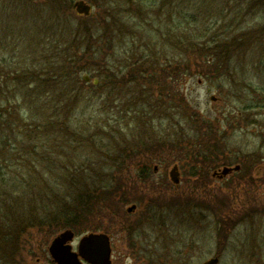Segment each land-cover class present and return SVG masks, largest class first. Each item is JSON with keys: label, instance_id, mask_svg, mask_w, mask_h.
<instances>
[{"label": "rangeland", "instance_id": "rangeland-1", "mask_svg": "<svg viewBox=\"0 0 264 264\" xmlns=\"http://www.w3.org/2000/svg\"><path fill=\"white\" fill-rule=\"evenodd\" d=\"M75 1L74 14L62 22L83 32L94 30L92 49L117 69L116 88L84 84L83 76L92 77L97 69L80 73L81 83L74 86L67 68L56 67L62 66L65 53L71 55L87 42L63 54L51 47L49 2L40 0L46 5L33 19L31 7L15 8L13 1L0 0V58L17 69V76L30 70L40 76L35 85L32 77L27 81L30 87L24 86L26 77H20L25 82L14 92L10 89L13 97L0 93V108L9 106L12 113L3 115L9 118L2 124L11 123L18 148L27 146L23 156L8 152L7 144L0 146V164L5 166L0 190L9 193L0 197V205L3 200L17 206L16 181L34 185L30 203L20 202L14 217L8 219L5 212L6 220L2 218L16 235L4 237L8 245L5 250L0 246V264H55L49 246L72 229L51 217L63 207L58 203L71 202L76 208L77 194L102 190L106 183H122L132 201L120 199L92 214L78 207L86 224L72 229L74 249L83 234L105 232L113 234L114 264H137L138 244L153 263L163 257L166 264H202L221 254L218 264H264V0H85L93 5L89 16L76 12ZM14 13L29 14L30 25L38 24L32 29L37 38H24L21 26L27 21L17 25ZM116 18L117 25L112 23ZM197 33L200 42L194 41ZM234 34L244 40L241 47L232 49L229 58L223 54L227 60H222V68L219 63L211 70L209 55L199 45L215 36L232 40ZM219 73L225 76L218 78ZM61 74L62 81H50ZM76 88L84 97L77 98ZM23 92L31 96L25 99ZM193 113L207 121L201 129ZM34 121L37 125L29 128ZM45 131L53 136L39 140ZM61 133L67 138H57ZM208 146L212 154L206 159ZM149 159L153 174L139 189L143 180L138 168ZM174 163L180 170L179 184L169 177ZM225 166L240 169L222 175ZM71 168L78 170L79 186L62 171ZM39 173L44 181L31 179ZM243 175L247 181L242 184ZM18 218L31 226L11 225Z\"/></svg>", "mask_w": 264, "mask_h": 264}, {"label": "trees", "instance_id": "trees-1", "mask_svg": "<svg viewBox=\"0 0 264 264\" xmlns=\"http://www.w3.org/2000/svg\"><path fill=\"white\" fill-rule=\"evenodd\" d=\"M11 1L14 2L13 6L15 8L18 6L24 7V8L28 6V7H31L33 9L34 13H36L37 9L41 5H43V3L40 2V0L39 1L38 0H11ZM45 2L46 3L49 2V4H50L49 8L53 7L50 10V19L52 20V24L54 25V27L49 28L52 30V32H51L52 36L48 38L49 39L48 42H50L49 44L51 45L52 48L62 52V54H63V52L65 50H67L71 47L73 48L76 45H79L78 43L87 42V46L85 48L79 47L76 50H73L71 55L69 53H65L64 57L62 58V61H63L62 66L59 64L56 67L57 68H60V67L61 68L62 67L67 68L68 73L70 72L69 78H70V80H72L71 84H74V86H76V84L79 86L81 83L80 73L92 72V71L97 69V72H95L96 75H92V77L95 76L96 78H98L100 80L98 87L101 86L104 89H108L109 88L108 86H111L112 88H116L119 84V75H118V71H116L117 69L113 68L112 65L105 63L103 56H101V54H98L100 52L99 50H93L92 49L91 42H93L92 33L94 34V30L92 28H90L92 33L83 32L84 28H83V31H80L79 30L80 27H76V26L69 28V26H71L69 23H68V25H66L67 23L64 24L62 22V21H67V16H72V13L74 14V11L72 9V0H48V1L45 0ZM46 3H44L43 8L46 5ZM38 14H42V13H36L34 15H31V16L34 19V18H36V15H38ZM28 16H29L28 13H26V14L14 13L13 19L18 20L17 25L18 24L21 25V22L25 23V21H27V23H25L27 26H21V28L24 30V32H22L24 35V38H27L29 35L31 36L32 34L34 35V36L32 35V37L37 38L38 36L35 33H33L32 29L35 31L37 29L36 25H38V24H36V22L33 20L35 25H33V27H32V25H30V23L27 20V19H29ZM23 20H25V21H23ZM119 21H120V19L116 18L112 21V23L117 25V23ZM16 28L17 27L13 26V25L8 26V29H16ZM23 35L21 34L20 38H23ZM233 36H234V38L232 40H229L227 35L225 38H223V36H221V37L215 36V37H213V40H209V43L206 44L205 46H203L202 44L199 45V46H202V49L204 51H206V53L209 55L210 59H208V62L209 63L211 62L210 63L211 64V67H210L211 70H212V68L218 69L219 63H221V68H222V60H227V59H223V58H229V53L232 52V49L234 50L235 48H237V50H238L241 47L240 45L242 44V41H244V40L238 34H234L231 37H233ZM45 37L47 38V35ZM238 37L241 38V41L236 43ZM51 38H53V39H51ZM189 38L191 40L192 37L189 36ZM193 38H194V41L200 42L199 41L200 35L198 33L193 35ZM3 44L7 45L5 42H3ZM234 44L236 47H234ZM223 54H224V57H223ZM98 55L100 56V58H98L99 57ZM50 57L51 56H49V58ZM49 58L44 57L45 60H48ZM96 59H98V60H96ZM214 63H215V65H214ZM1 64H5V65H1ZM8 65H11V64L8 63L7 60L0 58V93H1V95L5 94L6 92H8V93H6V96L12 95L13 93L11 92L10 89H12L13 92H14L15 88H16V90L19 89L20 85L22 84L21 82H25L24 80L20 79V77H26V82H25L26 85H24V86H27V87H30L29 85H27V81L31 77L34 79V80H32V85H35L37 83L38 79L40 78V76L36 77V73L34 71H31V70H30V73L26 74L24 72V74H21V75L19 74L17 76V72H18V71H16L17 69L15 70V68H14L12 70L11 67ZM19 66L23 67V65H19ZM95 67H97V68H95ZM108 67H109V69H106ZM8 70H9V72H8ZM6 72L8 73L7 75L5 74ZM220 73L217 75L218 78L219 77L221 78V76H223V75L225 76V74L221 75ZM62 75L63 74H61L60 76L50 77V78L48 77V78L53 79L50 81H54L55 79L61 80ZM6 78L8 79V81H6ZM215 79H217V78H215ZM218 81H219V79H218ZM54 82H56V81H54ZM84 84H86L85 81H84ZM3 86H5L6 88ZM96 86L93 84V87H96ZM34 89L36 90V87H34ZM70 90H71V92L72 91L74 92L75 88L70 89ZM77 92H79L77 98L84 97V95H83L84 93L82 94L78 89H77ZM82 92H83V90H82ZM13 96L14 95H12V97ZM15 96H17V95H15ZM23 96L25 99H27V97H30L31 95L26 96V93L23 92ZM10 111L11 110H10L9 106H7V108H6V106H3L2 108H0V141H4L0 144V146L3 144H7V146H5V147L7 149L9 148L8 152L10 150L14 151V152L17 151V154H20L23 156V149H27V146L26 145H24V147L22 146V150L20 148H18V146L16 144H14V141L17 140V138H18V134L14 133L13 129L11 128L12 127L11 123H7V126L2 124L4 120L9 118V117L3 118L4 117L3 115H6V116L9 115L10 116L12 114V113H10ZM194 117L196 118V122L197 123L199 122V129H201V125L207 123V121L205 119L202 120V118H204V117L201 118L200 115H198L197 113L192 114V117H191L192 120H195ZM19 119H21V118H19ZM10 121L14 122V121H16V119H10ZM215 124L216 123H214L213 121L211 122V124H209L210 126L213 125L211 127V130L214 132L216 131ZM32 125L36 126L37 123L35 121L31 122L29 128L32 127ZM3 126L8 127V128L3 129L4 128ZM20 127L21 126H19L18 128H20ZM3 131L6 133V135H5L7 137L6 140H4V138H6V137L3 136V133H4ZM51 136H53V134H51L49 131H45L44 134L37 136V138L39 140H46V139H50ZM57 138L62 139V138H67V137L63 136V133H61L60 135H58ZM206 138H208V140H209V139H212L213 137L208 136ZM6 142H8V143H6ZM41 146L42 145L40 144V147ZM29 148H30V150H28L29 152L34 150L33 149L34 146H31ZM205 150H206V152H210L207 156H204L207 159L212 154L211 153V147L208 146V148ZM68 156H70V154ZM48 160L49 159L44 158V162H47ZM140 163L138 162V165L140 164L142 166L138 168V171H139L138 174H140L139 177L141 180H143V183H141V185H138V188L143 189L144 188L143 184H147V183H145V180L150 178L149 176H151L153 174V172H152V170H153L152 164L153 163H152V159L145 160V162L141 161ZM54 164H56V162ZM4 167L5 166H3V164L1 163L0 164V170H1V168H2V170L5 169ZM62 171L65 172L66 175H68L69 179L73 180L74 183H77V185L79 186V182L76 178L79 175V173H77L78 170L75 172L71 168L68 170L63 169ZM2 173L0 172V174H2ZM73 177H75L76 179ZM31 179H36V180H38V182L39 181L42 182V180L44 181V179L42 178L40 173H39V176L37 174H33V177H31ZM240 180H241L242 184L244 182H246L247 181L246 175L241 176ZM28 181L29 180H26L27 185L25 187L23 186V184H20V182L16 181V183H14L15 184L14 186L16 188L15 187H13V188H15V189L18 188L20 190L19 191L20 197L17 199V201L19 203L20 202L26 203V201H29V203H30V200L33 199L32 197L34 196V185ZM8 183H9V181H8ZM5 184H6V182H5ZM120 184L114 183L112 185L111 183H108V184L106 183L104 186H102V190L99 189V191H96V188H94V187H93L94 189L88 188V192H85L86 194H84V192L82 191L81 194H77V196L75 197V202H76V206H77L76 208L72 207L71 202L68 203L67 201H63V202L61 201L60 203H58L56 200L57 198H55L56 201H54V202L58 203L60 205L63 204V207L62 208H59V207L56 208L57 212L54 213L51 217H53V219L59 220L57 222L61 227L72 228L74 230H80L77 228H79V227L83 228V226L81 225V224H83V222L80 219L81 214L80 213L78 214L76 212L78 207H79V209H78L79 211H84L85 209H87V210H89L88 213L91 212V214H92L94 212L98 213V211H96V210L99 209L100 207H101L100 210L102 211L107 206L110 207L111 205H114L115 203L117 204V200L120 201V199L122 202H125V203L132 201V200H130V197L125 196L126 194L128 195V193L126 192L127 190L126 191L122 190V183H120ZM6 186L11 187L9 185H6ZM23 189H24V191H23ZM245 189H246V191L250 190L249 187H245ZM0 192H2V195L0 197L9 195L8 192H5L3 190H0ZM124 192H126V193H124ZM8 199H11L10 196L8 197ZM1 201L3 202V205H0V206H2L3 208L2 209L0 208V212L3 215H1V213H0V239H1L0 246L3 250H5L7 248L8 244L3 243L4 237L7 238L8 235H16V232L11 231V233H10L9 231L12 228H9L10 227L9 225L7 228V225H4V223L2 222V218L4 221V219L6 220L7 215H8V219L11 216L14 217V210L18 206L19 203L17 204V206L10 207L8 205L7 201H3V200H1ZM5 212H6V217H5ZM19 219L20 218L15 219L13 222H10L11 225H18ZM25 223L26 222L24 220H22L19 223V228L21 229V225H26V226H24V228L31 226L30 224L27 225ZM29 223H32L31 220L29 221ZM40 224H41V221L38 223L39 227H40ZM85 224H83V225H85ZM90 225H92V224H90Z\"/></svg>", "mask_w": 264, "mask_h": 264}, {"label": "water", "instance_id": "water-1", "mask_svg": "<svg viewBox=\"0 0 264 264\" xmlns=\"http://www.w3.org/2000/svg\"><path fill=\"white\" fill-rule=\"evenodd\" d=\"M78 14L89 16L92 12V5L85 0H76L73 4ZM85 81H90L89 75L83 76ZM94 83H98V79H94ZM240 166L234 168L225 166L221 169L222 175H226L233 170H239ZM169 177L175 184L180 183V172L178 165L175 164L169 171ZM136 205L133 204L128 211H133ZM74 233L68 229L56 236L50 246L49 252L56 264H82L80 258L86 260L90 264H111V244L110 237L105 233L91 232L85 234L79 241L78 250L72 251L71 240ZM219 257H213L202 264H218Z\"/></svg>", "mask_w": 264, "mask_h": 264}, {"label": "flooded vegetation", "instance_id": "flooded-vegetation-1", "mask_svg": "<svg viewBox=\"0 0 264 264\" xmlns=\"http://www.w3.org/2000/svg\"><path fill=\"white\" fill-rule=\"evenodd\" d=\"M94 79H98V78H92L91 76H90V81H85L86 83H93L94 85H99V83H100V80L98 79V83L97 84H95L94 83ZM127 81V80H126ZM123 85H125V82L124 83H122V84H120V86H123ZM175 164H177V163H174L173 164V166L175 165ZM178 165V164H177ZM172 166V167H173ZM158 168V167H157ZM157 168H155V169H157ZM154 169V170H155ZM178 169H179V166H178ZM179 172H180V170H179ZM180 181H181V177H180ZM201 213V212H200ZM203 213V212H202ZM73 231V233H74V236H73V239L71 240V245H72V251H77L78 250V244H77V246H76V249H74V246H73V242H74V239H75V237H76V233H75V231L74 230H72ZM101 233H105V232H101ZM105 234H107L109 237H110V244H111V249H112V251H111V264H114V261H113V247H112V241H113V234H108V233H105ZM160 237H162V236H160ZM81 238V237H80ZM155 239L157 240V241H159V236L157 235L156 237H155ZM80 240V239H79ZM79 242V241H78ZM156 247V246H155ZM137 250H138V257H137V260H136V262H137V264H146L148 261L149 262H151L150 260H148L146 257H144V255L146 256V254H142V252L144 251V253H146L147 252V250L146 249H144V248H142L139 244H138V247H137ZM220 256H221V254H219ZM219 255H217L216 257H220ZM80 260H81V262H82V264H90L89 262H87L86 260H83L82 258H80ZM54 262V261H53ZM55 263V262H54ZM152 264H166V262H165V258H163V257H160L159 258V261H158V263H153V262H151ZM56 264V263H55Z\"/></svg>", "mask_w": 264, "mask_h": 264}]
</instances>
